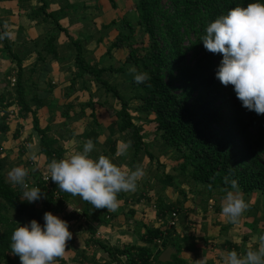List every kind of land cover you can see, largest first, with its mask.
Wrapping results in <instances>:
<instances>
[{"label": "trees", "instance_id": "16d2710c", "mask_svg": "<svg viewBox=\"0 0 264 264\" xmlns=\"http://www.w3.org/2000/svg\"><path fill=\"white\" fill-rule=\"evenodd\" d=\"M37 1L40 5L32 7L26 15L27 18L38 23L51 20L53 25L52 31L45 35L46 44L42 50L47 55L57 57L55 43L60 34H64L72 43L76 55L71 87L78 79L89 76L91 81L104 91L106 97L110 96L120 103V110L115 111L116 126L120 133H130V147L135 155L145 151L150 159H154L149 152V145L145 143L143 129L136 125L132 112L138 113L145 122H149V117L154 116L150 123L156 125L160 141L165 144L166 149H173L176 154H180L176 158L180 166L174 169L177 175L185 176L189 182L193 181L197 185H205L210 192L231 190L230 185L224 182V178L228 176L238 181L242 193L260 192L264 196V114L257 115L254 111L244 108L237 99L233 86H224L216 79L215 73L222 56L207 51L201 42L210 22L235 7H246L256 0H170L166 5L162 0H135L134 8L139 16L137 23L123 18L113 21L108 27H116L119 31L111 49H126L128 52L120 67L110 69L88 64L84 57L82 41L71 38L67 29L61 25L62 19L77 12L82 13L78 5L65 1L60 11L49 13V1ZM260 2L264 3V0ZM137 27L148 37L147 43L136 38L134 32ZM0 28L1 32L6 31L2 28L1 21ZM124 30L127 33H124ZM2 40L4 47L0 52L4 51L12 62L16 63L20 73L16 79L17 103L4 105L5 96L0 95V137L10 132V107L13 104L19 105V116L22 120L32 117V126L40 137V150L47 167L51 160L63 159L66 151L58 140L49 137L48 128L41 126L38 115L41 101L35 96L30 101L25 100L26 88L21 85L23 61L19 54L12 50L7 37ZM129 66H134L138 72H147L150 77L145 84H136L133 77L131 78L130 87L134 91L132 99L142 102V105L133 110L119 89L104 78L106 72L122 73ZM33 100L38 106L35 110L30 106ZM95 105L92 94L89 102L81 105L83 115L86 109L92 111V131L86 137L91 139L94 145L100 130L94 111ZM70 110L68 109V115ZM18 135L19 129L14 138ZM2 153L0 138V264H18L19 257L13 255L10 249L11 235L17 228L15 215L24 217L29 222L35 219L43 225L45 212L61 213L64 205L75 196L62 192L51 179L48 185L43 180L45 175L50 178L48 168L45 174L41 170L34 173L31 169L35 162L28 159L24 162L29 173L26 182L29 188L38 187L45 194V198L39 200L43 203L41 211H34V207L28 209L27 202L22 201L24 189L5 180L2 171L6 161L1 158ZM158 182L164 188L172 187L177 190L174 178L169 174L158 178ZM82 201V213L63 215L62 220L68 222L69 230L70 223L80 219L85 223L89 220L109 223L110 217L107 218L106 209H95L89 202ZM174 211L177 212L174 204L166 205L162 199L158 201V218H164ZM89 230L92 235L95 234L91 228ZM172 233L174 230L152 225L146 227L143 247L127 245L123 248H112L96 239L92 240V243L97 244L99 249L104 250L113 259L112 263L107 264H123V258L129 264H187L180 257V248L175 243L177 253L171 256L168 262L162 263L154 254L156 241L160 240V247L166 249ZM56 263L66 264L61 258H58Z\"/></svg>", "mask_w": 264, "mask_h": 264}, {"label": "crops", "instance_id": "0c3cea01", "mask_svg": "<svg viewBox=\"0 0 264 264\" xmlns=\"http://www.w3.org/2000/svg\"><path fill=\"white\" fill-rule=\"evenodd\" d=\"M48 1L50 3L49 13L60 11L62 5L66 1L67 3L78 5L79 10L84 14H93V17L88 16L90 25L84 26L85 32L83 35L81 34V31H79L82 27L79 29L78 26L81 23V21H79L80 17H84L82 13L77 12V14H72L70 17L60 21L61 25L67 29L71 38H73V36L75 37L76 34L78 37H76V39L83 41L82 43L85 49L84 57L88 64L99 68L110 69L118 68L122 63H124L128 54L127 50L115 48L111 49L112 43L119 34L116 27L108 28L113 21L120 20L115 17L116 11L114 9L119 10V6L115 4V0H113L114 3L111 6L108 5L107 0ZM123 1L125 2L124 6L133 4V0ZM38 4L40 5L37 0H32L31 2L1 0L0 21L3 27L7 22H9V25L11 22L12 29L7 30L12 31L13 34L15 33V36H18L13 38L14 41L20 40V43L17 45H13L12 42L9 43L13 51L16 50V48H23L27 46L32 48L33 53L30 52L25 54L26 57L23 55L21 49L19 57L23 61L22 68L27 66H33L32 68H35L31 71L33 73L34 82H37L35 81L34 76H36L37 80L39 79L40 81L38 85L34 86L35 90H30L28 83L25 84L24 87L26 88L27 95L30 97L29 101L35 96L42 103L38 113L39 118L41 119V126L43 128H48V130L52 132V135L49 136L58 140L60 146L65 149L66 152L63 159L75 154L78 151H82L83 144L88 140L86 136L92 131L91 125L93 119L91 118L92 111L88 109H86L84 115L82 114L81 105L89 102L90 95L92 94L93 99L96 102L94 111L100 125V130L95 144V149L90 153V156L91 158L96 159L101 155L104 156L107 154L108 156L106 157L124 170V158L128 159L127 155L124 156V149L129 146V138L128 140L124 139L126 135H124V133H120L116 126V116H113V114L111 115L112 112L110 110L112 108H110V105L113 103L114 99L110 96L106 97L104 91L101 90L95 82L91 81L89 76L78 79L74 86L71 87V81L73 78L71 65L74 62L76 55L75 48L64 36V34H60L55 43L57 47V57L49 54L47 55L46 52L42 50L46 44L45 35L47 33L44 32L47 25H52L51 20L48 22L38 23L36 21L29 20L26 16L32 7L37 6ZM80 4H85V6ZM85 7H87V9H85ZM132 7L134 8V4ZM125 15L128 17L126 18L128 21H131V18L136 19V17L137 21L139 20V16L135 8L131 11V15H128V13ZM20 17H22L23 20H20ZM6 18L9 21H3ZM123 18L124 15L121 19ZM9 27L10 26L7 28ZM23 34L30 37H21ZM23 39L25 41H23ZM3 47L4 46H0V50ZM14 47L16 48L14 49ZM3 55L7 56L4 51L0 52V56L3 57ZM7 59L9 61L8 63L6 62ZM2 60L4 61L1 62V68L8 65L7 69H9L10 72L12 71L13 74L11 77H17L20 70L16 63L12 62L9 57H4ZM71 60L73 62H71ZM35 64L36 67L34 66ZM132 77L133 74L129 72V68L122 73L106 72L104 74V78L112 85L116 86L120 93H124V83H126L127 80L131 81ZM44 78H46V82L45 85H42L44 83L41 81ZM129 88L130 91H133L131 87ZM114 101L118 103L116 99ZM32 103L34 106H31V108L33 110L37 109L38 106L35 100H33ZM15 107L11 106L10 110L15 109ZM114 108L118 111L117 105H115ZM68 109H71L69 115ZM18 113L19 112H16V114ZM17 117V122L12 119L14 122L12 121L13 124H10V132L1 138L3 144V153L1 158H4L6 161L2 172L6 182L8 183L10 182L7 179V173L12 168L17 166H15L14 159H11L10 157L9 158L12 162L7 164V156L11 154L10 150L19 151V149L15 148L19 144L23 148L26 145V150L34 152L38 156L37 160H39L40 165L46 167L45 160L40 150V137L33 129L31 116L27 119L28 122H30V125H26L25 129H19L20 131L18 137L14 138V135L18 130L17 126H15V128L13 127L14 124L18 122L21 124L23 121L20 116ZM146 124L148 125V123ZM147 125L146 127H148ZM144 127L145 126H143V130H145ZM65 135L68 138H62ZM3 138H5L7 142H5ZM78 139H80V141H78ZM73 142L76 144L75 146H73ZM32 146H34V150H30ZM132 162L133 161L131 160L129 166L132 165ZM31 170L34 171V173L37 171V169L35 171V165ZM169 172H166V174L173 176L174 183L177 187V193H175V195H170L168 198L162 197L160 194L159 196L162 198L164 204H174L176 206L177 213L179 214V223L175 228L174 233H172L170 242L168 243L166 249H162L158 244L153 247L154 254L158 256V259H160V256L168 249L171 250V256H173L177 253L176 248L178 246L180 248V257L184 259L187 264H223V257L228 251L235 250L238 254L243 255L247 250L255 249L258 246V237L261 234H264V196L260 192H254L251 194L243 193L244 199L248 203L249 207L247 211L243 213L239 222L232 224L228 222L226 217L220 214L222 208V198L225 195V192L221 190H214L210 192L205 185H197L193 181L189 182L185 176H179L177 174L173 175L171 174L172 171L170 173ZM158 184L161 185V189L164 191L165 189L167 190L168 188H172H164V186L159 182ZM140 186L141 185H139V187ZM193 188H196V191H194ZM197 189L199 192H197ZM136 191L137 190H135V192ZM118 199L120 204L116 211L109 212L106 210L107 215L110 217L109 224L96 223L92 220L90 224L92 223L91 225L98 229L96 234L101 235L102 237L100 239L104 241L106 238H110L112 244L115 242H121L120 246H144L145 243L143 238H145V232L134 233L135 229L133 226L127 225L126 222L133 217L139 221L143 220L144 223L152 222L153 224H156L155 222L158 221L157 210L154 209L157 207L156 204H152V207L149 208L150 203L143 202L141 197L136 202L130 199L127 203V207H125L124 192H121V195H118ZM75 200V202L79 203L78 196H75ZM72 201L73 199H71V202H68L67 204H70L71 206V204H73ZM24 202L26 203V201ZM35 203L38 202L36 201ZM52 214L58 216L57 213ZM150 219H152V221ZM14 220L17 223V227L19 224L22 226L29 223L26 218L18 215H15ZM80 221L84 223L82 228H86L87 225L84 220L80 219ZM80 221L79 223H81ZM128 222H130V220ZM72 227L73 226H71V231L73 230ZM142 230H144V228H142ZM72 234V239H78H75L74 242L72 239L66 242V248L68 249H66L65 254L61 258L67 259L68 254L73 252L69 250V247L73 245L71 248L75 249L77 246L74 244L81 241L80 245L87 243L88 250L91 253L90 255L94 256L96 260L95 256L97 253L101 252L97 250L99 249L97 244H93L92 241L87 242L82 240L81 233H78L79 235H76V233ZM89 234L92 236L91 233ZM105 235H107V237H105ZM79 238L81 240H79ZM174 243L177 246L174 245ZM91 245L93 246L91 247ZM89 247L91 248L89 249ZM76 249H78V251L74 250L75 254L82 252L79 248Z\"/></svg>", "mask_w": 264, "mask_h": 264}, {"label": "clouds", "instance_id": "9594fccd", "mask_svg": "<svg viewBox=\"0 0 264 264\" xmlns=\"http://www.w3.org/2000/svg\"><path fill=\"white\" fill-rule=\"evenodd\" d=\"M7 27L5 24L4 28ZM9 35L7 31L0 32V39ZM201 42L207 51L222 56L216 79L224 86H233L244 108L257 115L264 114V3L256 0L246 7L238 6L220 15L207 25ZM129 72L136 84H145L150 79L147 72H138L134 66H129ZM94 149L93 141L88 139L82 151L59 161L51 160L47 165L48 179L62 192L79 196L95 209L113 212L120 204L118 194L135 191L137 181L145 172L139 166L124 171L103 155L93 159L90 153ZM31 159L36 161L38 156L33 153ZM28 174V169L17 166L7 173V179L24 189L22 201L31 204L45 198V194L38 187L29 188ZM224 182L231 190H224L220 214L236 224L249 205L237 180L226 176ZM43 221L41 225L33 219L14 229L10 249L19 257L20 264H56L57 259L65 254L66 242L73 235L68 222L51 212L43 214ZM223 264H264V234L258 237V246L243 255L235 250L228 251Z\"/></svg>", "mask_w": 264, "mask_h": 264}, {"label": "rangeland", "instance_id": "374dc122", "mask_svg": "<svg viewBox=\"0 0 264 264\" xmlns=\"http://www.w3.org/2000/svg\"><path fill=\"white\" fill-rule=\"evenodd\" d=\"M115 1H116L115 4H117V6H119V10L114 9L116 11L115 12V17H117V18H119L121 20L122 16L124 15V18H128V17H126L125 14L128 13V15H131V11L134 10L132 5L134 4L135 0H133V4H129L128 6H124L125 2L123 0H115ZM169 1L170 0H162L163 4H165V5ZM107 3H108L109 6H111L114 2H113V0H107ZM103 4H105V3H103ZM80 5H82V6L84 5L85 6V4H80ZM82 15L84 17H80L79 21H81V23L78 26H79V29H80V27H82L79 31H81V34L83 35L84 32H85L84 26H86V25L89 26L90 25L89 21H88V19H89L88 16L93 17V14L92 15H88V14L82 13ZM20 20H23V18L20 17ZM130 20L134 24L137 23V17H136V19L135 18H131ZM132 20H134V21H132ZM3 21H9V20L6 18ZM4 23H6V22H4ZM6 24L8 26H10V27L9 28H4L2 26V28L6 29V30L7 29L11 30L12 29V27H11L12 23L10 22V25H9V22H7ZM52 28H53V25H47V28H46L44 33H50ZM1 31H2V29L0 28V32ZM8 32L10 33V35L7 36L9 43L12 42L13 45H17L18 43H20V40L19 41H14L13 40V38L18 37V36H15V33L13 34L12 31H8ZM124 33H127V31L124 30ZM134 33H135L136 38L138 39V41H145V43H147L148 37L142 32L141 28L137 27ZM85 35H86V33H85ZM21 37L28 38L30 36H25V34H23ZM76 37L77 36L75 34V37L73 36V39L74 38L76 39ZM24 39H23V41H25ZM0 46H4V43H3L2 39H0ZM15 48L16 47H14V49ZM20 50L23 52L24 56H25V54H28L30 52L33 53L32 48H30L28 46L27 47H23V48H16V50H14V52L19 54ZM1 57L2 56H0V70H1L0 71V95H4L5 96V101H4L3 104L6 105L7 103H17V101H18V97H17L18 96L17 95V83H16L15 86H11V83H12L11 79L12 78H16L17 79V77H11L13 74H12V71L10 72L9 69H7L8 65H5V66H3V68H1V62L4 61V60H2V58L4 59V57H8V56H4L3 55V57L2 58ZM188 60H189V58H188ZM74 61H75V59H74ZM6 62L7 63L9 62L8 59L6 60ZM71 62H73V61L71 60ZM34 66L36 67V64ZM32 67L33 66H27V67L23 68V72L21 73V75H23V82H22L21 85L24 86L25 84L28 83L29 87H30V90H35L34 86L38 85V83L40 81H39V79L37 80L36 76H34L35 77V81H37V82H34L33 73L31 71H33L35 68H32ZM71 67H72V71L75 70V62L72 63ZM19 73H20V71H19ZM41 82L44 83L42 85H45L46 78H44ZM129 87H130V81L127 80L126 83H124V93L121 92V94H123L124 99L126 101H129L130 107L133 110L134 108L138 107V105H142V102H140V101L137 102V100H133L132 99L134 91H130ZM29 99H30V97L27 95L25 97V100L29 101ZM114 100H113V103L110 105V108H112L110 110L112 112L111 115L113 114V116H115V111H117V110H115L114 106L117 105V107H118L117 109L118 110H120V108H121V106H119L120 103H116ZM137 103H139V104H137ZM13 106L14 107L16 106L15 109H12L11 110L12 112L10 111V112H8V114L12 116L10 119H14V121L17 122V118H18L17 116H19V113L16 114V112H19V105H14L13 104ZM30 106L33 107L34 106L33 103H30ZM131 114L134 117L135 123H136V125L138 127H141L143 129V126H145L144 127L145 130H143L144 131L143 134L145 136V143L147 145H149V152L153 155L154 159H150L145 151H142L138 155H135L133 149L130 146H127L124 149V156L125 155L128 156V159L124 158V171L134 170L136 167L139 166V167H142L144 172H145V175L143 177H141L137 181V187H136L137 191L136 192L135 191L124 192V205H125V207H127V203H128V201L130 199L133 200L134 202H136V201H138V199H140L142 197L141 200H143V202H145V203L146 202L150 203L149 208H151L152 204H156V206L158 205V201L157 200L159 198H161L159 196V194L162 197H167L168 198V197H170V195H175V193H177V190H175L174 188H168L167 190L165 189V191L162 190L161 189V185L158 184V178L163 177L164 174L167 175L166 172L168 173L169 171L170 172L172 171L171 174L176 175V171L174 169L179 168V166H180V164H179L180 162H177L176 158H178L180 154H178V153L176 154L173 149H166L165 144H163L160 141V138H159V136L156 133V125L153 124V123H150L154 119V116L149 117V119H148L149 122H145L143 119H141L139 117L138 113L132 112ZM73 118H75V117H73ZM12 121L13 120H11V124H13V122H14V121L13 122ZM40 121H41V119H40ZM146 123H148V125ZM26 125L27 126L30 125V122H28V120H23L21 124H20V122L15 123L13 127L15 128V126H17L18 127L17 129H25ZM146 125L148 127H146ZM48 134L51 136L52 132L49 131ZM125 135L126 136H125L124 139L128 140V138L130 137V133H126ZM71 136H69V137H71ZM2 137H4V136H1L0 138H2ZM62 138H68V137L65 135ZM3 140L5 142H7V140L5 138H3ZM78 141H80V139H78ZM75 145L76 144L73 142V146H75ZM17 147H15V148L19 149V151L10 150L11 154L7 156V164L11 163L12 161L10 160V158L11 159L13 158L15 166H22V167L25 168L26 165H24L25 164L24 162L27 161L28 159H31V155L34 152L27 151L26 150V145H25L24 148L20 144ZM33 148H34V146H32V148L30 150H32ZM37 153H38V149H37ZM104 156H108V155L105 154ZM131 160L133 162H132V165L129 166V163H130ZM158 162L160 163V165H159ZM161 164L163 165L164 168H162ZM46 168L47 167H43L42 165H40L39 160H37L35 162V171H36V169L37 170H41L42 173L45 174V173H47ZM176 177H179V176H176ZM139 185H141V186L139 187ZM193 189H194V191H196V188H193ZM197 192H199L198 189H197ZM118 195H121V193H119ZM72 199H73V201H72L73 204H71V206H70V204L69 205L65 204L64 205V210L61 213H58L57 217L62 219L63 215H71V214L75 215V213H73V212H76L78 214L83 212L84 205H83L82 199L79 197V203L75 202L76 201L75 197H73ZM37 202L38 203H35V202H33L31 204L27 203V208L31 209L32 207L35 206L34 210H36V211H39V210L43 209V203L40 202V201H37ZM68 202L70 203L71 199ZM151 202H154V203H151ZM154 209L157 210V207L154 208ZM108 220H109V223H110V219H108ZM129 220H130V222H128ZM129 220L126 222V224L133 226V228L135 229L134 233H141V232L144 233V232H146L147 225H149V226L153 225L154 226V225L157 224V222H155L156 224H153L152 222L144 223L143 220L139 221V220H136L133 217L131 219H129ZM150 220L152 221V219H150ZM80 222L81 223H79V221H77V220L72 221L70 223V225L73 226L72 227L73 230L71 231V228H70V231L72 233H76V235H79L78 233H81L82 240L88 242V241H92V240L96 239L97 241L103 242V243L109 245L110 247H114V248H117V247L123 248V247L127 246V245L120 246L121 242H115L116 244L115 243L112 244L110 238L109 239L106 238L105 241L100 239L101 237L98 234H96L98 229L96 227H93L91 225L92 223L90 224L91 220H89L88 222L85 223L87 225L86 228H82L84 223L82 221H80ZM89 228L92 229V233H95V235L91 236L89 234V233H91V230H89ZM142 228H144V230H142ZM105 237H107V235H105ZM75 239H78V238H75ZM75 239H72V241L74 242ZM79 240H81V239L79 238ZM80 242L81 241H79V243L74 244V245H76L77 246L76 248H79L80 251H82V252H78V253L75 254L74 250L78 251V249H76V248L72 249L71 248L73 246L72 245L71 247H69V250L73 251V252L68 254V258L67 259L66 258H64V259L61 258V259L65 260L66 264H86V263H88V264H107V263H112L113 262V259L109 256V254H107L101 248H100V250L97 249L98 251H101V252L97 253V255L95 256L96 257V260H95L94 256L90 255L91 253L88 250L87 243L85 242L86 244L80 245L81 244ZM92 246L93 245H91V247ZM91 247H89V249ZM141 247H143V246H141ZM66 249H68V248H66ZM85 251H88V252H85ZM18 264H20V263H18ZM56 264H58V263H56Z\"/></svg>", "mask_w": 264, "mask_h": 264}, {"label": "built area", "instance_id": "2783aa9c", "mask_svg": "<svg viewBox=\"0 0 264 264\" xmlns=\"http://www.w3.org/2000/svg\"><path fill=\"white\" fill-rule=\"evenodd\" d=\"M11 81H12L11 86H15L16 85V78H12ZM10 111L11 110H9V112ZM48 178H49V176L45 175L43 177V180L49 185V179ZM107 218H109V216H107ZM157 220H158L157 226L165 227L166 230L172 231V230H175V228L177 227V225L179 223V214L176 211H174V212L168 213L166 216H164V218H158ZM99 236L102 237L101 235H99ZM156 244L161 245V241L157 240ZM122 261H123V264H129L127 262V260H124V258L122 259Z\"/></svg>", "mask_w": 264, "mask_h": 264}, {"label": "water", "instance_id": "95a60500", "mask_svg": "<svg viewBox=\"0 0 264 264\" xmlns=\"http://www.w3.org/2000/svg\"><path fill=\"white\" fill-rule=\"evenodd\" d=\"M170 257H171V250L168 249L160 256L159 261H161L162 263H166L170 260Z\"/></svg>", "mask_w": 264, "mask_h": 264}]
</instances>
